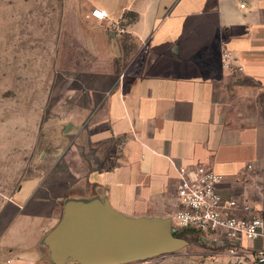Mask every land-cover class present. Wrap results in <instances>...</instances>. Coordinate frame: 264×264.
I'll use <instances>...</instances> for the list:
<instances>
[{"label":"crops","instance_id":"1","mask_svg":"<svg viewBox=\"0 0 264 264\" xmlns=\"http://www.w3.org/2000/svg\"><path fill=\"white\" fill-rule=\"evenodd\" d=\"M64 2L55 59L78 65L54 124L63 141L3 199L0 264H55L45 241L67 203L106 198L126 217L169 218L179 166L213 168L222 194L248 201L234 192L264 164V0Z\"/></svg>","mask_w":264,"mask_h":264},{"label":"rangeland","instance_id":"2","mask_svg":"<svg viewBox=\"0 0 264 264\" xmlns=\"http://www.w3.org/2000/svg\"><path fill=\"white\" fill-rule=\"evenodd\" d=\"M69 5L63 0H0V208L5 196L29 180L35 168L50 164V159L40 162V158L63 141L54 124L63 116V103L71 99L70 76L78 63L55 59L57 46L61 48L56 23L60 8ZM241 103L245 102L234 101L233 106L239 110ZM255 113L262 127L263 154L261 93L256 97ZM255 167L234 194L242 193L264 212V164ZM183 237L186 244L174 253L126 264H234L233 257L215 249L204 236L187 233Z\"/></svg>","mask_w":264,"mask_h":264},{"label":"water","instance_id":"3","mask_svg":"<svg viewBox=\"0 0 264 264\" xmlns=\"http://www.w3.org/2000/svg\"><path fill=\"white\" fill-rule=\"evenodd\" d=\"M45 242L55 264H126L174 253L186 239L172 233L170 217H126L102 198L67 203Z\"/></svg>","mask_w":264,"mask_h":264},{"label":"built area","instance_id":"4","mask_svg":"<svg viewBox=\"0 0 264 264\" xmlns=\"http://www.w3.org/2000/svg\"><path fill=\"white\" fill-rule=\"evenodd\" d=\"M243 7V4H240ZM94 19L109 17L106 8L92 7ZM176 197L178 208L170 215L172 233L205 237L218 250L234 258V264H264V245L246 250L244 241H264L262 210L248 201H238L222 194L223 175L213 168L196 163L177 168ZM246 258L250 262H246Z\"/></svg>","mask_w":264,"mask_h":264},{"label":"trees","instance_id":"5","mask_svg":"<svg viewBox=\"0 0 264 264\" xmlns=\"http://www.w3.org/2000/svg\"><path fill=\"white\" fill-rule=\"evenodd\" d=\"M264 95V94H263ZM263 211V210H262ZM262 215H263V217H264V212H262ZM174 235H178V236H182L183 237V235H186L187 233H185V232H182V233H173Z\"/></svg>","mask_w":264,"mask_h":264}]
</instances>
